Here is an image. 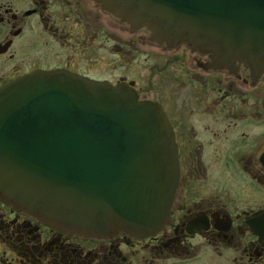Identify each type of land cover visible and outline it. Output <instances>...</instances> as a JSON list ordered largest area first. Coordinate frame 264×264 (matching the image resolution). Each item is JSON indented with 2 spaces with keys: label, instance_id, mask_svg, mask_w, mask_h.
Segmentation results:
<instances>
[{
  "label": "flooded vegetation",
  "instance_id": "af4514ba",
  "mask_svg": "<svg viewBox=\"0 0 264 264\" xmlns=\"http://www.w3.org/2000/svg\"><path fill=\"white\" fill-rule=\"evenodd\" d=\"M35 72L158 105L178 178L163 224L143 237H78L0 202V264H264L263 80L153 45L95 0H0V88Z\"/></svg>",
  "mask_w": 264,
  "mask_h": 264
},
{
  "label": "water",
  "instance_id": "95a60500",
  "mask_svg": "<svg viewBox=\"0 0 264 264\" xmlns=\"http://www.w3.org/2000/svg\"><path fill=\"white\" fill-rule=\"evenodd\" d=\"M164 48L264 81V0H95ZM178 178L160 108L125 87L36 72L0 88V202L83 238L148 236Z\"/></svg>",
  "mask_w": 264,
  "mask_h": 264
}]
</instances>
